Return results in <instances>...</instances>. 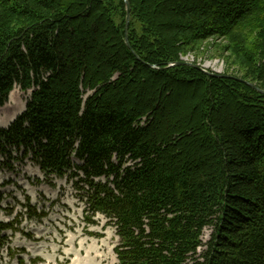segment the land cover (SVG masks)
<instances>
[{
    "label": "trees",
    "instance_id": "16d2710c",
    "mask_svg": "<svg viewBox=\"0 0 264 264\" xmlns=\"http://www.w3.org/2000/svg\"><path fill=\"white\" fill-rule=\"evenodd\" d=\"M129 2L130 47L124 0H0V106L31 90L0 125V168L77 177L119 264H264V0ZM210 40L232 77L177 63ZM16 203L0 248L47 216Z\"/></svg>",
    "mask_w": 264,
    "mask_h": 264
},
{
    "label": "rangeland",
    "instance_id": "374dc122",
    "mask_svg": "<svg viewBox=\"0 0 264 264\" xmlns=\"http://www.w3.org/2000/svg\"><path fill=\"white\" fill-rule=\"evenodd\" d=\"M213 43L214 40L206 41L201 51L188 53L181 60L215 73L231 72L225 56L216 52ZM91 93L87 91L84 98ZM30 95L31 90L22 91L17 85L13 88L8 100L0 106L2 126H7L24 110ZM76 179L52 176L48 181L30 160L16 163L15 171L0 168V206H15L12 215L0 209V220H10L20 209L16 199L24 202L25 196L39 210L47 212L41 221L22 217L20 228L33 234V238H27L19 231L14 234L7 232L9 243L0 248V264H17L16 257L8 255V244L24 248L25 252L21 255L26 259L41 258L37 264H119L113 250L119 243L115 226L108 223L101 213L92 217V223L85 220L86 215L91 213L81 198L82 191L75 185ZM211 233V227L204 228L201 236L203 243L208 241ZM204 248L200 247L198 254Z\"/></svg>",
    "mask_w": 264,
    "mask_h": 264
},
{
    "label": "water",
    "instance_id": "95a60500",
    "mask_svg": "<svg viewBox=\"0 0 264 264\" xmlns=\"http://www.w3.org/2000/svg\"><path fill=\"white\" fill-rule=\"evenodd\" d=\"M124 4H125V8H126V21H125V42L127 44L128 47H130L129 45V42H128V24H129V15H130V2L129 0H124ZM178 64H187V65H192L200 70H202L204 73L210 75V76H213V77H232L230 75H227V74H221V73H215V72H211V71H208L206 69H203L201 67H199L198 65L196 64H190V63H187V62H184V61H179L177 62ZM250 86H252L253 88H256L255 85L251 84V83H248ZM257 90H259L260 92L264 93V90H260L258 88H256Z\"/></svg>",
    "mask_w": 264,
    "mask_h": 264
},
{
    "label": "bare ground",
    "instance_id": "6f19581e",
    "mask_svg": "<svg viewBox=\"0 0 264 264\" xmlns=\"http://www.w3.org/2000/svg\"><path fill=\"white\" fill-rule=\"evenodd\" d=\"M1 125V124H0ZM2 126V125H1ZM1 162V161H0Z\"/></svg>",
    "mask_w": 264,
    "mask_h": 264
},
{
    "label": "built area",
    "instance_id": "2783aa9c",
    "mask_svg": "<svg viewBox=\"0 0 264 264\" xmlns=\"http://www.w3.org/2000/svg\"><path fill=\"white\" fill-rule=\"evenodd\" d=\"M181 59H183V58L181 57Z\"/></svg>",
    "mask_w": 264,
    "mask_h": 264
}]
</instances>
